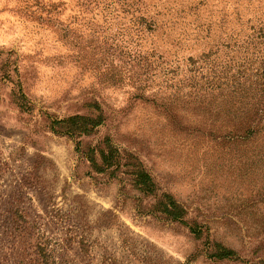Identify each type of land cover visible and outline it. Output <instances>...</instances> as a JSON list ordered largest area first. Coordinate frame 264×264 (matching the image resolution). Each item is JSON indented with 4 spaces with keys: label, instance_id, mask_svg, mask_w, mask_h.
<instances>
[{
    "label": "rangeland",
    "instance_id": "374dc122",
    "mask_svg": "<svg viewBox=\"0 0 264 264\" xmlns=\"http://www.w3.org/2000/svg\"><path fill=\"white\" fill-rule=\"evenodd\" d=\"M107 144L121 168L95 173ZM40 247L264 264V0H0V264Z\"/></svg>",
    "mask_w": 264,
    "mask_h": 264
},
{
    "label": "trees",
    "instance_id": "16d2710c",
    "mask_svg": "<svg viewBox=\"0 0 264 264\" xmlns=\"http://www.w3.org/2000/svg\"><path fill=\"white\" fill-rule=\"evenodd\" d=\"M60 124H64L69 127V131L67 133L72 136V134L76 135H82L88 133L97 123L93 120H90L89 118H84L81 116H71L65 120H62L59 122ZM245 134L243 136L234 134L237 138H243L246 135H251L257 132L258 130L255 129H245ZM250 137V136H249ZM99 160L100 164L96 165L92 160H88L90 163V166L92 170L95 173H103L104 171H118L120 169L119 165V156L116 154V151L111 148L108 144L105 146L104 150H98ZM110 172L109 174H112ZM134 178V184H137L142 191L144 192H150L152 190V183L150 181V178L148 175L142 170V168L138 167L135 169L133 174H131ZM173 205V204H171ZM171 215L172 217L174 214L167 213ZM175 217V216H174ZM11 228H13L14 235L20 234L25 230V225L23 221H15L11 223ZM7 233V232H5ZM8 235V234H6ZM33 255L35 257V261L38 264H48V251H46L44 248H37L36 251H33ZM228 254L225 250H222L221 252H218L215 254V258L217 259H224Z\"/></svg>",
    "mask_w": 264,
    "mask_h": 264
}]
</instances>
